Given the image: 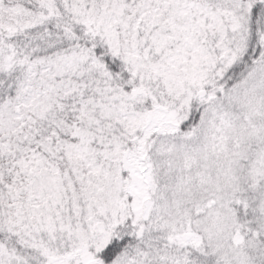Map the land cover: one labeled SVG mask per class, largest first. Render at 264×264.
Masks as SVG:
<instances>
[{"label":"snow or ice","instance_id":"6c2138e0","mask_svg":"<svg viewBox=\"0 0 264 264\" xmlns=\"http://www.w3.org/2000/svg\"><path fill=\"white\" fill-rule=\"evenodd\" d=\"M0 264H264V0H0Z\"/></svg>","mask_w":264,"mask_h":264}]
</instances>
